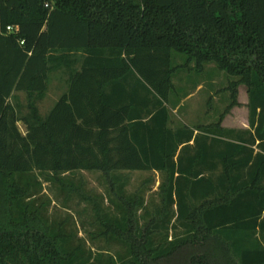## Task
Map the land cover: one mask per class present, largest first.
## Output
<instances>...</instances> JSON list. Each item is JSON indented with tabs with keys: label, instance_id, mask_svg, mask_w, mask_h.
Returning a JSON list of instances; mask_svg holds the SVG:
<instances>
[{
	"label": "trees",
	"instance_id": "1",
	"mask_svg": "<svg viewBox=\"0 0 264 264\" xmlns=\"http://www.w3.org/2000/svg\"><path fill=\"white\" fill-rule=\"evenodd\" d=\"M208 63L232 76L228 106L214 122L174 126L190 94L177 71ZM58 70L68 88L44 116ZM243 84L249 127H225ZM14 91L28 94L27 113ZM82 170L103 172L114 210L71 177ZM149 170L164 175L155 210L122 173ZM39 174L66 209L73 194L92 206L91 240L122 250L94 251L71 215L52 219ZM175 261L264 264V0H1L0 264Z\"/></svg>",
	"mask_w": 264,
	"mask_h": 264
},
{
	"label": "rangeland",
	"instance_id": "2",
	"mask_svg": "<svg viewBox=\"0 0 264 264\" xmlns=\"http://www.w3.org/2000/svg\"><path fill=\"white\" fill-rule=\"evenodd\" d=\"M186 60V55L180 53L173 54L174 63L183 64ZM194 61L191 62L190 67L194 66ZM59 74H65L64 70L59 71ZM232 79L227 72L221 71L214 63H208L203 72L188 69L184 67L177 71L174 77L175 85L178 87L187 88L190 94L183 98L180 109H173L172 118L173 125L178 126L182 124L195 125L200 122L210 123L217 120L219 114L225 110L230 102V93L225 90ZM62 79H53L50 90L46 97L38 102L39 109L42 115H47L55 102L66 90ZM248 88L246 85L239 86V101L243 104L235 106L226 115L223 124L228 127H248L249 126V111L245 104L247 102ZM11 101L16 106L18 105L22 113H27L28 109V94L23 91H14ZM245 101V102H244ZM19 127L23 133L26 132V125L20 121ZM243 129V128H240ZM128 177V184L126 186L127 193H135L140 191L144 194L145 200L148 203L149 210H155L159 207L161 202V184L164 180V175L158 171H124L122 172ZM78 185L83 184L88 193L98 194L104 196V206L111 207L108 200V181L101 171H76L70 174ZM43 181V193L47 194L53 199L49 207V214L52 219H64L68 215L73 217L71 226L78 233L79 237L84 238L88 247L94 251L100 249L103 254H115L122 248L117 244H108L104 239L91 240V235L87 231H94L97 228L92 224L94 220V213L91 211V205L86 201H82L79 195L73 194L69 200L70 210L64 207L65 193L55 188L50 182L45 181V175L38 176ZM88 208V212L84 209ZM140 216H143V210ZM149 217L141 218V224H147ZM175 231H169V239L174 238ZM171 264H178L177 261Z\"/></svg>",
	"mask_w": 264,
	"mask_h": 264
},
{
	"label": "crops",
	"instance_id": "3",
	"mask_svg": "<svg viewBox=\"0 0 264 264\" xmlns=\"http://www.w3.org/2000/svg\"><path fill=\"white\" fill-rule=\"evenodd\" d=\"M59 71H61V70H58V71H56V72H53L51 75H50V84H49V90H50V88H51V85H52V80L53 79H55V78H57V79H62V80H64V83H62L61 85H64L65 86V88H66V90H67V88H68V78H69V76L66 74H59ZM48 90V91H49ZM65 90V91H66ZM64 91V92H65ZM48 93V92H47ZM47 95V94H46ZM247 102L245 103L246 105L248 104V102H249V96H248V93H247ZM46 97V96H45ZM239 102H241V101H239ZM245 102V101H244ZM56 103V102H55ZM241 104H243V101L241 102ZM55 105V104H54ZM53 105V106H54ZM180 106H182V104H180L179 106H177V109H180ZM53 108V107H52ZM51 108V109H52ZM50 109V110H51ZM249 111V110H248ZM249 122V121H248ZM202 123H204V122H200V123H197V124H195V125H190V126H192V127H195V126H197L198 124H202ZM222 125L223 126H225L223 123H222ZM225 127H228V126H225ZM249 127V126H248ZM248 127H232V128H243V129H245V128H248ZM198 132V130L196 131V133ZM193 142V141H192Z\"/></svg>",
	"mask_w": 264,
	"mask_h": 264
},
{
	"label": "built area",
	"instance_id": "4",
	"mask_svg": "<svg viewBox=\"0 0 264 264\" xmlns=\"http://www.w3.org/2000/svg\"><path fill=\"white\" fill-rule=\"evenodd\" d=\"M6 29H7L8 33L16 32V30H17L16 27L13 25H8ZM24 43H25V41L21 40V44L23 45Z\"/></svg>",
	"mask_w": 264,
	"mask_h": 264
}]
</instances>
